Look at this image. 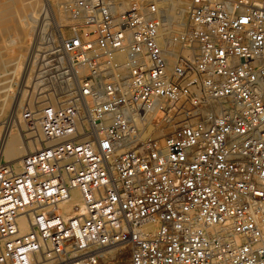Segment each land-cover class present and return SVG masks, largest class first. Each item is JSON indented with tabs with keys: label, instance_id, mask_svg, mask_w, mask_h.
<instances>
[{
	"label": "built area",
	"instance_id": "built-area-1",
	"mask_svg": "<svg viewBox=\"0 0 264 264\" xmlns=\"http://www.w3.org/2000/svg\"><path fill=\"white\" fill-rule=\"evenodd\" d=\"M61 2L80 30L58 53L90 73L23 111L44 147L19 171L0 148V264H264V0H190L171 66L155 2Z\"/></svg>",
	"mask_w": 264,
	"mask_h": 264
},
{
	"label": "rangeland",
	"instance_id": "rangeland-1",
	"mask_svg": "<svg viewBox=\"0 0 264 264\" xmlns=\"http://www.w3.org/2000/svg\"><path fill=\"white\" fill-rule=\"evenodd\" d=\"M23 1L24 0H0V18H3V21H5L3 22V24L0 23V48H3L2 39H4L5 37H8L9 40L14 39V41L16 38L18 40H21L20 35H23V32L21 26L22 18L20 14L22 10L20 7ZM109 1L112 2V4L119 12L129 9L132 5L135 4L143 6L153 2L151 0ZM186 1L187 5L185 6V10L183 11H177V0H165L163 7H160L162 10H164L165 13H167L168 15L170 14L169 16L171 17L173 24L175 22L183 23L178 27L172 25L174 30L180 31L181 33L185 28V24L188 18L189 10H187V7L188 2L190 3V0ZM26 3L29 4L32 11L39 14V16L31 25L32 27L30 28L29 34L28 36H26L25 40L23 42H18V46H14L15 51L22 52L24 54V59L22 62L23 64H21L22 67L20 66L21 68L20 71H18V75L15 76V74L12 73L14 71L17 58L13 56H5V51L7 50H5V48L0 49L1 58L5 59V61L7 62L4 65V67L7 65V68L0 67V100L3 99L5 94H7L5 87H7L8 85L12 87L9 105L7 106L3 116L2 113H0V148L2 149L1 138L4 131H6L5 126H12L13 122L14 126L12 130L15 129V131L18 132L20 148L23 151V155L19 158H8L7 156L3 157V163H6V161L9 162L10 160L15 161L25 156V154L28 152V147L23 145V140L28 143L30 149H34L36 147L35 145H43L42 139L39 134H32L25 126L22 117V113L25 109H38L45 104L52 103L61 105L74 96L73 89L75 85L74 82L71 81L72 75L70 74L68 64L65 65L66 62L68 63V59L67 57L60 56L58 50H60L59 47L61 46L62 39H69L74 37L76 31L80 30V25L77 24V22L73 18H71L70 13H68L67 7L63 4V2H61V0H51L49 8L46 7L45 0H29ZM169 6L171 8H168ZM18 13L20 14V16H17L19 15ZM5 17L9 20L7 21ZM0 21L2 22V20ZM13 32L15 33V35ZM6 34H8V36ZM177 40L174 41V47L177 52L180 53L181 49ZM22 45H24V47L20 49L19 46ZM164 48L166 50L168 47L164 45ZM3 51L5 52L4 55L2 54ZM8 53L9 52L7 51V54ZM62 57L65 59V64L64 59H61ZM86 66L79 65L80 70H76L81 77L87 76L90 73L89 66ZM129 74L130 70L129 73L126 74V76L117 73L116 71L117 76L114 75V78L119 80L126 79ZM11 81H13V84ZM69 94L71 95L68 96ZM22 97L23 102L20 104V101H22ZM16 101H18L20 104L19 112L17 114L13 111V106ZM11 119L14 121H12ZM5 122H9V124H11L9 125ZM66 207L67 206H65L64 208L66 209ZM111 264H129V255L126 254L125 256L118 257V259H116Z\"/></svg>",
	"mask_w": 264,
	"mask_h": 264
},
{
	"label": "bare ground",
	"instance_id": "bare-ground-1",
	"mask_svg": "<svg viewBox=\"0 0 264 264\" xmlns=\"http://www.w3.org/2000/svg\"><path fill=\"white\" fill-rule=\"evenodd\" d=\"M27 1H29V0H24L23 3H21V7H20L21 10H22V12L20 14H21V18H22L21 26H22V32H23V35H20L21 36L20 37L21 40H18L15 37L16 39L14 41V39H12V40L10 39L9 40L8 37H5L4 39H2V41H3V48H0V49H4L5 48V50H7L9 52L7 54V51H5L6 52L5 56L7 55L8 57L13 56V57H16L17 58V62H15L14 71L12 72L13 74H15V76L18 75V71H20V68L22 67L21 64H23L22 62H23V59H24V54L22 52L15 51L14 46H18V42H23L25 40L26 36H28V34H29L30 28L32 27L31 25L35 22V20L39 16V14H37L36 12H33L32 11L31 6H29V4L26 3ZM151 1L155 2L160 7H163V4L165 3L164 2L165 0H151ZM45 2H46V7L49 8V5H50L51 0H45ZM189 4L190 3L188 2L187 10L189 8ZM176 5H177V7H176L177 11H179V10H182L183 11V10H185V6L187 5V1L186 0H177V4ZM168 8H171V7L169 6ZM172 10H173V8H172ZM20 14L17 15V16H20ZM169 15L167 13H165L166 18H164V26L161 29V40H160V42H161V45L163 47H164V45H166L168 47L166 49V51H167V54H168L169 64L171 66V63L174 62L175 57L177 56V54H179L177 52V50L175 49V47H174V41L177 40L178 39V36L181 34L180 31L174 30L172 25L178 27V26L182 25L183 23H181V22L180 23L175 22L173 24V21L171 20V17ZM5 19H6V17H5ZM172 19H174V18H172ZM0 20H2V22L0 21V23H2V24H3V22H5V21H3V18L2 19L0 18ZM6 20L8 21L9 19L7 18ZM15 21H16V19H15ZM15 21H14V23H15ZM19 21H20V19H19ZM10 24H11V22H10ZM8 34H10V33H8ZM8 34H6V35L8 36ZM19 34H20V32H19ZM14 35H15V33H14ZM19 47H20V49H22L24 47V45L19 46ZM26 51H27V49H26ZM5 52L3 51L2 54L4 55ZM65 57H66V55H65ZM108 60H109V63L111 65V73H113V75H115V76H117L116 75V71H117V73H120V74L126 76V74L129 73V70H131L130 51H129L128 48L114 51L109 56ZM6 63L7 62L5 61V59H2L1 56H0V67H4V65ZM79 65L86 66L81 60H80V62H78V61L76 62L75 59H73V61L69 64L70 74L72 75V80L71 81H73L75 85H77L76 82L81 77L79 75V73L76 71L77 69L80 70ZM4 68H7V65ZM127 78L126 79H123L125 81V83L127 81ZM11 82L13 84V81H11ZM5 88H6L7 94H5V96L3 97V99L0 100V113H2V116H3V114H4V112H5L6 108H7V106L9 105L10 93H11V88L12 87L8 85ZM70 95L71 94H69L68 96H70ZM19 100H20V98H19ZM21 100L22 101H20V104L23 102V97L21 98ZM17 102L18 101H16L14 103V106H13V111L16 114L19 112V105H20L19 102L18 103ZM91 107L92 108L89 110L90 111L89 112V115H91V116L92 115L97 116L98 113L94 112L93 106H91ZM12 121H14V120H12ZM6 124H9V122H7ZM105 125L106 124H104L103 127ZM13 126H14L13 125V122H12V126L11 125L10 126H8V125L5 126V130L6 131H4V133L2 135V138H1V141H2L1 142V145H2L1 158H2V160H4L3 157H6V156L8 158H17V157L19 158V157H21L23 155V151L20 148V144H19V135H18V132H16L15 129L12 130ZM10 133H11V136H10ZM22 142H23V145L24 146L28 147L27 148V151L28 152L25 155H28V154L33 153V152H36L39 149H41V148L44 147V145H39V146L35 145L36 147L34 149H30L27 142H25L24 140ZM5 150H6V155H5ZM22 159H23V157L20 158V159H18V160H15V161H12V160H10L9 162L6 161V163L9 164L10 166H12L15 169V171H19L20 168H21ZM80 200H81V193H80V191L79 190H73L72 191L71 200H69V201H67V202H65V203L62 204V210L63 211H66V212H72L73 213L75 211L74 207L76 205H80L81 204L80 203ZM65 206H67L66 209L64 208ZM19 222H20L21 230L23 232L28 231L27 221L24 218H21L19 220ZM118 256H120V253H118L115 248H111L107 252L106 258H108V259H115Z\"/></svg>",
	"mask_w": 264,
	"mask_h": 264
}]
</instances>
